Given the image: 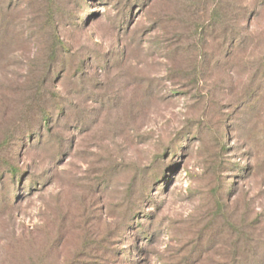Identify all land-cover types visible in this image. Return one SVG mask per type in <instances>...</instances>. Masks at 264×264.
I'll list each match as a JSON object with an SVG mask.
<instances>
[{
    "label": "rangeland",
    "instance_id": "rangeland-1",
    "mask_svg": "<svg viewBox=\"0 0 264 264\" xmlns=\"http://www.w3.org/2000/svg\"><path fill=\"white\" fill-rule=\"evenodd\" d=\"M242 256L264 260V0H0V264Z\"/></svg>",
    "mask_w": 264,
    "mask_h": 264
},
{
    "label": "trees",
    "instance_id": "trees-1",
    "mask_svg": "<svg viewBox=\"0 0 264 264\" xmlns=\"http://www.w3.org/2000/svg\"><path fill=\"white\" fill-rule=\"evenodd\" d=\"M29 29L37 30L36 27H28ZM232 264H264V260H254V259H236L232 261Z\"/></svg>",
    "mask_w": 264,
    "mask_h": 264
}]
</instances>
